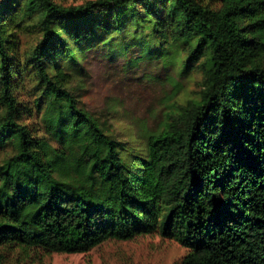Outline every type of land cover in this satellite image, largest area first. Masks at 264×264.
<instances>
[{
    "label": "trees",
    "instance_id": "16d2710c",
    "mask_svg": "<svg viewBox=\"0 0 264 264\" xmlns=\"http://www.w3.org/2000/svg\"><path fill=\"white\" fill-rule=\"evenodd\" d=\"M200 89L156 131L82 106L92 50ZM159 234L182 264H264V0H3L0 264Z\"/></svg>",
    "mask_w": 264,
    "mask_h": 264
},
{
    "label": "rangeland",
    "instance_id": "374dc122",
    "mask_svg": "<svg viewBox=\"0 0 264 264\" xmlns=\"http://www.w3.org/2000/svg\"><path fill=\"white\" fill-rule=\"evenodd\" d=\"M57 1L82 5L89 0ZM85 65L89 78L81 92L82 106L107 120L117 136L156 131L169 105L200 89L199 74L184 77L163 60L144 58L139 48L116 59L108 51L92 50ZM188 252L174 240L151 234L129 241L109 240L86 253H41L34 264H182Z\"/></svg>",
    "mask_w": 264,
    "mask_h": 264
}]
</instances>
